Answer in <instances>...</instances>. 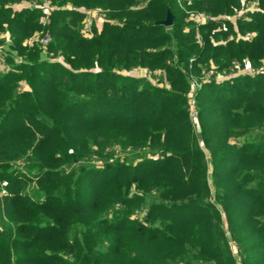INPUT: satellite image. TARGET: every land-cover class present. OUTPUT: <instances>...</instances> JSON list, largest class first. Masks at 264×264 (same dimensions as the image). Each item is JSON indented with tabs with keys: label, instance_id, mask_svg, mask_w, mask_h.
<instances>
[{
	"label": "trees",
	"instance_id": "1",
	"mask_svg": "<svg viewBox=\"0 0 264 264\" xmlns=\"http://www.w3.org/2000/svg\"><path fill=\"white\" fill-rule=\"evenodd\" d=\"M19 1L0 0V35L24 60L0 69V264H233L230 240L240 264H264V75L202 83L197 133L181 92L189 65L264 66V0H51L104 12L90 38L83 12L42 25ZM248 4L235 25L185 21ZM40 31L63 64L23 45ZM133 68L164 71L170 89L117 74Z\"/></svg>",
	"mask_w": 264,
	"mask_h": 264
},
{
	"label": "rangeland",
	"instance_id": "2",
	"mask_svg": "<svg viewBox=\"0 0 264 264\" xmlns=\"http://www.w3.org/2000/svg\"><path fill=\"white\" fill-rule=\"evenodd\" d=\"M46 2H50V6L52 7V9L50 7L47 6ZM143 5L146 4L147 0H142ZM179 2V1H178ZM142 5V6H143ZM73 7L76 10L74 11H80L83 12L84 14H86V26L82 28L84 34L86 35V37L90 38L93 35V29L96 32H99L101 29V25L102 22L104 20V12H101L100 9L98 8H94V9H86L84 7H74L71 6L70 4L65 5L64 7H57V5L53 4L51 0H21L15 4H13L11 6L13 12H21L24 10H37L38 12H40L41 16H40V22L42 23V25L45 24V22L48 21L49 17L52 15V13L57 10V9H63V10H71L70 8ZM257 7L254 4H248L245 7L237 10V12L235 13V15L231 16V17H212L211 21H219L222 20H229L232 22L233 25H235V21L237 18L244 16L247 12H253L256 11ZM241 11V14H239L238 12ZM198 14L201 15H206L203 12H192L190 14H188L187 19L185 21H191L193 22L195 25L197 24H202L199 23L200 22V18L197 16ZM210 21V20H206L203 21V23ZM86 28V29H85ZM93 28V29H92ZM89 31H85L88 30ZM236 32V37L240 38L241 35L238 33V30L235 29ZM48 37V42L47 44L51 41V37L49 35L48 32H37L32 34L27 40H25V42L23 43V45L27 46L28 48L32 47L33 45H36L39 47V58L40 60H42V62H47V63H59V64H63V59H61L60 57H62L60 54H53V53H49L47 50V44H42L40 43V39L42 37ZM0 40L1 45H0V69L2 70H7L8 68H11L10 65L6 64V60L10 59L12 60V65H20L21 63L24 62L23 58L21 56H18L16 54V51H14L11 47V45L13 44V39L11 38V36L9 35V33L7 31L1 33L0 35ZM63 58V57H62ZM21 59V60H20ZM20 61V62H19ZM193 60L191 59L189 62L191 63ZM166 64L175 67L177 66V59L176 57H172L171 59L167 58L165 60ZM239 65V64H238ZM199 74L195 75L191 69L192 66H188V69L185 72V81H186V90H182L181 92L183 94H185L186 99H188V102L190 101L191 98V94H192V82H197L199 83L200 87L201 84L207 81H211V80H215V81H221L223 80H228V79H232L235 77H241L244 75H232L230 77H226L225 75L226 73H220L215 71V69L209 68V69H204L205 67H199ZM240 69H245V66L239 65ZM247 68V67H246ZM212 69L214 74L210 77H205L206 74L208 73V71ZM236 73V69L234 71L233 74ZM119 76H124V77H131V78H135L138 79L140 84H151L155 87H164L166 89H170L169 83L166 80V73L164 71H160L158 70H146V69H141V68H133L130 71H121L119 73H117ZM228 74V73H227ZM223 76V77H222ZM20 88L25 90L28 89V87L26 86L25 83H20ZM198 95V93H197ZM197 96H195L194 98V112H195V116L191 117L189 115L188 112V107L186 106V113H187V117L188 120L191 122L192 124V128L194 130L195 133H197ZM187 102V105H188ZM116 157L119 156L120 158H130V156L128 157L125 153L120 152L119 150H116L115 152ZM105 157H106V153H105ZM26 160V159H25ZM92 160L94 161H86L87 163L89 162H93L92 164H94L95 166H101L102 165V160L100 158H98L97 156H93ZM16 168H18L20 170V172H24L26 175L28 174V171H33V165L31 162H26V161H20L17 162L16 164ZM32 170H29L31 169ZM28 170V171H27ZM70 170V168L66 169V172H68ZM29 185L32 187L34 186L33 182H30ZM30 187V191L29 193L33 192L32 188ZM32 189V190H31ZM235 247L236 245L234 244V242H232L231 240L228 243V248L230 249V251L232 252V256H233V264H240V258L239 256H237L236 251H235Z\"/></svg>",
	"mask_w": 264,
	"mask_h": 264
},
{
	"label": "built area",
	"instance_id": "3",
	"mask_svg": "<svg viewBox=\"0 0 264 264\" xmlns=\"http://www.w3.org/2000/svg\"><path fill=\"white\" fill-rule=\"evenodd\" d=\"M47 3V6L48 7H50L51 9H52V7L50 6V2H46ZM71 9V11H74V10H76L75 8H73V7H71L70 8ZM239 14H241V11H239L238 12ZM201 20H200V22L199 23H203V21H206V20H212V17L211 16H209V15H201V14H198L197 15ZM251 37V35L250 34H245L244 36H241L240 38H242V39H249ZM47 42H48V37L47 36H45V37H42L41 39H40V43H42V44H47ZM61 59H63L62 57H60ZM21 60V59H20ZM20 62V61H19ZM235 69H236V73L235 74H233L234 73V71H235ZM214 74V72H213V70L212 69H210L209 71H208V73L206 74V76L205 77H210V76H212ZM232 75H249V76H256V75H264V66H262V67H258V68H245L244 70L243 69H240L239 68V65H238V63H234L233 65H232V67H231V69H230V71L228 72V74L226 73V75H225V78L226 77H230V76H232ZM223 77V76H222ZM223 80V79H222ZM221 80V81H222ZM218 82H220V81H218ZM191 90H192V94H191V98H190V101L188 102V105H187V107H188V112H189V115L191 116V117H194L195 116V112H194V98H195V96H197V93H198V90H199V88H200V85H199V83H197V82H192V85H191Z\"/></svg>",
	"mask_w": 264,
	"mask_h": 264
},
{
	"label": "water",
	"instance_id": "4",
	"mask_svg": "<svg viewBox=\"0 0 264 264\" xmlns=\"http://www.w3.org/2000/svg\"><path fill=\"white\" fill-rule=\"evenodd\" d=\"M159 25H162L164 27H170L173 23V15L171 14V12L169 11V9H167L166 11V16L165 19L162 21L157 22Z\"/></svg>",
	"mask_w": 264,
	"mask_h": 264
}]
</instances>
